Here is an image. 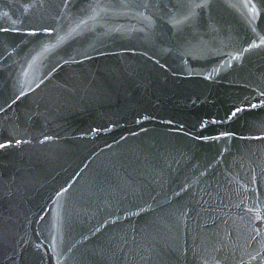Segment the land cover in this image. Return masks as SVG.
Instances as JSON below:
<instances>
[{"label":"water","instance_id":"obj_1","mask_svg":"<svg viewBox=\"0 0 264 264\" xmlns=\"http://www.w3.org/2000/svg\"><path fill=\"white\" fill-rule=\"evenodd\" d=\"M254 136L264 0H0V264H264Z\"/></svg>","mask_w":264,"mask_h":264},{"label":"snow or ice","instance_id":"obj_2","mask_svg":"<svg viewBox=\"0 0 264 264\" xmlns=\"http://www.w3.org/2000/svg\"><path fill=\"white\" fill-rule=\"evenodd\" d=\"M34 6V5H32ZM206 6L205 3H188L185 5V7L188 9V11L186 12V14L183 16V19L181 20H175L174 19V25L175 24H183L186 21H189L193 18V16L195 15V9L197 8H204ZM245 7H248L247 4H245ZM252 11L255 12V8L254 6L252 7ZM4 31H7V29H3ZM31 35H36L35 32L30 33ZM252 108H256L257 106L255 104L251 105ZM244 111L242 108L237 107L234 111H231L230 114H226L225 119L227 120H231L233 117H235L237 115V113H240ZM215 122V121H213ZM215 139H219L220 137H214ZM253 139H260V140H264V136H254L252 137ZM21 141L17 140L16 143L19 144ZM26 142V141H25ZM8 147L7 144L4 143H0V148H6Z\"/></svg>","mask_w":264,"mask_h":264}]
</instances>
